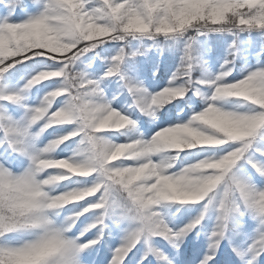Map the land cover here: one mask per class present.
Wrapping results in <instances>:
<instances>
[{"label": "snow or ice", "instance_id": "1", "mask_svg": "<svg viewBox=\"0 0 264 264\" xmlns=\"http://www.w3.org/2000/svg\"><path fill=\"white\" fill-rule=\"evenodd\" d=\"M0 264H264V0H0Z\"/></svg>", "mask_w": 264, "mask_h": 264}]
</instances>
